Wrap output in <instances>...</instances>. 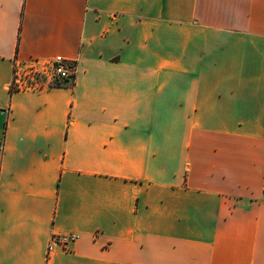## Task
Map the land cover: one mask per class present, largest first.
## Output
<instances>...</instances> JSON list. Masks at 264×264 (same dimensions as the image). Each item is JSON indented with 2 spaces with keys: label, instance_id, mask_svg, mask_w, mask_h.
Returning <instances> with one entry per match:
<instances>
[{
  "label": "crops",
  "instance_id": "obj_1",
  "mask_svg": "<svg viewBox=\"0 0 264 264\" xmlns=\"http://www.w3.org/2000/svg\"><path fill=\"white\" fill-rule=\"evenodd\" d=\"M0 141V264H264V0H0Z\"/></svg>",
  "mask_w": 264,
  "mask_h": 264
},
{
  "label": "built area",
  "instance_id": "obj_2",
  "mask_svg": "<svg viewBox=\"0 0 264 264\" xmlns=\"http://www.w3.org/2000/svg\"><path fill=\"white\" fill-rule=\"evenodd\" d=\"M77 70V63L62 55L44 59L32 57L28 60L15 61L11 91L38 89L67 83L72 80ZM4 150V141H0V153ZM77 238L76 234H54L48 246L50 254L56 247L64 250Z\"/></svg>",
  "mask_w": 264,
  "mask_h": 264
}]
</instances>
